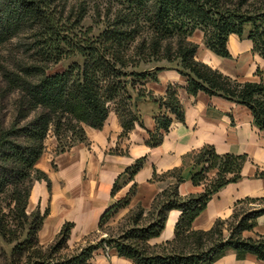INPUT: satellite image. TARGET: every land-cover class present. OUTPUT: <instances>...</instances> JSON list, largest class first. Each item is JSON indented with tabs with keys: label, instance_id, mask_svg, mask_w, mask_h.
Masks as SVG:
<instances>
[{
	"label": "trees",
	"instance_id": "obj_1",
	"mask_svg": "<svg viewBox=\"0 0 264 264\" xmlns=\"http://www.w3.org/2000/svg\"><path fill=\"white\" fill-rule=\"evenodd\" d=\"M90 13L92 24L87 25ZM247 27L253 51L264 58V0H0V49L16 41L22 52L20 58L0 62V98L12 102L11 121L0 124V243L12 246L9 264H82L105 242L134 264H210L229 249L240 258L253 254L264 261V235L243 236L264 215V198L237 201L232 216L217 220L209 231L192 229L212 196L242 178L246 157L220 155L213 146L187 156L200 167L192 181L205 185L203 193L180 196L182 169L169 171L160 178L173 177V184L155 197L145 217V211L137 209L116 239H102L75 256L60 257L73 224H65L55 242L43 247L37 234L47 211L28 212L34 181L50 184L36 168L49 135L57 138V152H65L86 140L85 126L101 129L114 111L124 137L137 124L144 126L139 111L144 99L164 109L155 119L151 146L160 145L169 131V114L185 121L177 86L169 84L165 97L146 88L148 82H158L161 72L187 78L189 94L205 92L248 107L253 125L264 130L261 72L258 82L224 75L196 59L199 45L190 40L201 30L205 46L229 58V35L243 38ZM65 59L73 61L63 71L50 73ZM142 166L141 159L127 169L131 181ZM212 171L216 176L209 179ZM117 188L115 184L113 193ZM117 210H106L99 228ZM171 210L181 211L174 240L149 246L164 230Z\"/></svg>",
	"mask_w": 264,
	"mask_h": 264
},
{
	"label": "crops",
	"instance_id": "obj_2",
	"mask_svg": "<svg viewBox=\"0 0 264 264\" xmlns=\"http://www.w3.org/2000/svg\"><path fill=\"white\" fill-rule=\"evenodd\" d=\"M248 32L249 27L243 38L237 34L229 35L230 57L224 58L208 49L204 44V33L196 30L190 37L199 45L196 59L241 82L260 81L257 71L264 79V58L253 51ZM158 78V82L146 84L147 90L155 96L165 97L169 84L177 86L185 115V121L181 122L169 114L173 122L160 145L153 147L149 141L156 130L155 119L164 109L150 99L142 100L139 105L144 126L137 124L124 137L121 136L120 119L114 111L101 129L85 126L86 140L76 142L65 152L58 153L57 138L53 134L48 136L36 168L48 177L50 184L44 179L34 181L28 204L29 213L37 209L42 214L47 211L37 234L41 246L52 245L67 223L73 224V228L66 250L81 244L82 249L96 233L100 234V240L103 237L100 219L113 206H118V210L109 219L112 224L125 220L137 209H143L145 217L155 197L173 184V177L163 180L160 176L177 168L182 169L180 196L203 193L205 185L197 186L192 181L200 167H195L187 156L205 146H213L220 155L245 156L246 161L242 178L212 196L206 209L193 222V230L209 231L217 220L230 218L239 200L264 198V130L253 125L251 110L205 92L189 94L187 78L177 72H161ZM141 159L143 166L131 181L127 169ZM208 176L213 179L216 171ZM115 184L118 188L113 193ZM180 216L179 210L169 211L164 230L158 237L150 239L148 245L162 246L173 241ZM225 235H228L227 231ZM259 235H264V215L258 218L253 230L243 233L245 238ZM107 262L134 264L132 259L119 256L113 245H108V249L102 245L82 264ZM210 264H264V261L253 254L240 258L236 251L229 249Z\"/></svg>",
	"mask_w": 264,
	"mask_h": 264
},
{
	"label": "rangeland",
	"instance_id": "obj_3",
	"mask_svg": "<svg viewBox=\"0 0 264 264\" xmlns=\"http://www.w3.org/2000/svg\"><path fill=\"white\" fill-rule=\"evenodd\" d=\"M85 24L90 25L92 24V15L90 13V16L86 19ZM17 42L13 41L12 43H8L4 47L0 49V62H5L6 60L11 59V56L21 57L22 52L17 51ZM10 61V60H9ZM8 61V62H9ZM73 61V59H65L63 60L58 66L51 68L50 73H56L63 71L69 64ZM2 85V75L0 73V86ZM11 100L10 99H4L2 100L0 98V124L2 122L8 123L11 121ZM46 141V140H45ZM36 181V180H35ZM130 226L129 220L126 218L123 221H119L115 224H112L111 220L106 221V223L103 225L102 228H100V232L103 234V237L99 240V233H96L95 235L91 236L88 240V243L85 244V246L82 249L87 248L90 245H96L98 244L102 239H105L106 241L116 239L124 230H127ZM226 233V230H225ZM107 243V242H106ZM108 244V243H107ZM80 247L75 246L72 249L69 250H63L60 254V257H72L77 254L78 252H81L82 249ZM12 246H7L3 243H0V264H9L10 263V251Z\"/></svg>",
	"mask_w": 264,
	"mask_h": 264
},
{
	"label": "built area",
	"instance_id": "obj_4",
	"mask_svg": "<svg viewBox=\"0 0 264 264\" xmlns=\"http://www.w3.org/2000/svg\"><path fill=\"white\" fill-rule=\"evenodd\" d=\"M103 247L106 248V249H108V244L106 242L103 243ZM102 264H112V263L107 262V263H102Z\"/></svg>",
	"mask_w": 264,
	"mask_h": 264
}]
</instances>
